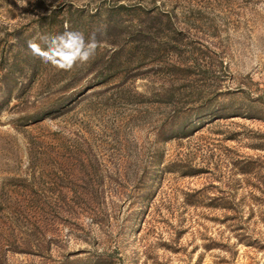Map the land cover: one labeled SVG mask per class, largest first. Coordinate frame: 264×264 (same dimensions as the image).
<instances>
[{
	"label": "rangeland",
	"instance_id": "rangeland-1",
	"mask_svg": "<svg viewBox=\"0 0 264 264\" xmlns=\"http://www.w3.org/2000/svg\"><path fill=\"white\" fill-rule=\"evenodd\" d=\"M0 264H264V0H0Z\"/></svg>",
	"mask_w": 264,
	"mask_h": 264
},
{
	"label": "clouds",
	"instance_id": "clouds-1",
	"mask_svg": "<svg viewBox=\"0 0 264 264\" xmlns=\"http://www.w3.org/2000/svg\"><path fill=\"white\" fill-rule=\"evenodd\" d=\"M98 35H104L101 29H94L87 38L84 33L66 31L59 34L44 33L28 40L27 46L31 53L38 56L45 64L71 71L74 67L88 63L94 59L101 41ZM39 40L45 45L41 47Z\"/></svg>",
	"mask_w": 264,
	"mask_h": 264
}]
</instances>
